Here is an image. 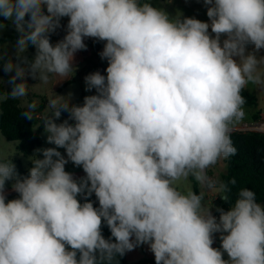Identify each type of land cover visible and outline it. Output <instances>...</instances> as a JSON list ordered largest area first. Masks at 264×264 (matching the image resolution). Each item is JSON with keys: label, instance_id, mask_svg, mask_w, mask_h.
Instances as JSON below:
<instances>
[{"label": "clouds", "instance_id": "9594fccd", "mask_svg": "<svg viewBox=\"0 0 264 264\" xmlns=\"http://www.w3.org/2000/svg\"><path fill=\"white\" fill-rule=\"evenodd\" d=\"M203 3L210 24L151 0H0V30L10 22L19 33L15 59L0 51L2 70L14 72L7 98L28 97V76L42 84L73 76L85 38L105 42L99 55L108 63L106 76H85L97 94L82 105L53 91L40 124L56 147L36 149L27 176L0 159V264H119L145 244L155 264H264L255 192L241 188L229 210L216 209L218 219L204 203L207 192L229 203L235 180L208 173L237 152L231 132L245 116L242 91L264 88V56L246 52L264 49V0ZM65 17L66 34L52 43ZM37 108L32 100L20 115L34 120ZM62 112L69 117L57 123ZM69 161L86 175L75 179ZM189 178L198 194L175 186ZM8 181L18 198L7 199ZM93 193L98 207L87 199Z\"/></svg>", "mask_w": 264, "mask_h": 264}, {"label": "rangeland", "instance_id": "374dc122", "mask_svg": "<svg viewBox=\"0 0 264 264\" xmlns=\"http://www.w3.org/2000/svg\"><path fill=\"white\" fill-rule=\"evenodd\" d=\"M152 4L156 7H163L171 16H176L179 14H182L183 17H194L196 19H199L201 21L208 22L209 18L207 16V6L203 3V0H169V2H166V0H151ZM3 18H0V21H2ZM68 18H62L61 20V27L57 29V31L51 35L52 43L53 40H61L63 36L66 34V26H67ZM211 31V29H209ZM19 33L16 32L14 26L8 22L7 26L0 30V51H3L5 54V60L8 58L15 59V44L16 40L18 39ZM90 40L84 41L87 45L86 50L78 51L75 54L74 59V66L76 67V71L73 76H71L69 79H66L60 83H57L58 78H51L47 84H42L38 82L37 80L32 79L31 76L27 77V82L29 85H33L30 89L29 95L24 100H19L20 106L25 108V105L32 101L36 100L38 101V106L44 102V99L49 101V98H51L54 93L53 91L58 95H67L69 93L72 94V103L77 105H82L83 100L85 96L90 95H96L97 92L95 89H92L91 91H86V84H85V76H87L90 73L99 71L102 75H107L106 68L108 66L107 60H102L101 57H96L93 49H92V42L94 41L96 44H98L99 48L104 46L103 41H98L93 38H89ZM221 39H224L222 37ZM246 52H255L256 56L262 57L264 56V49H260L259 51L255 50L254 45L249 44L246 46ZM35 55V48L34 46H29L27 51L23 54V56L27 57L28 60H31ZM83 55L86 56V59H83ZM97 59H100V65H98L99 61ZM13 73H6L2 70V64H0V79L3 80V84L0 85V104L2 101L7 99V92L10 91V85L7 83V81L10 79V76L13 75ZM57 83V84H56ZM246 89L254 94L258 99V106L256 108L253 107H247L244 105V112L245 116L242 120L239 122L234 123L233 130L239 131V129L246 127L247 125L256 122L261 121L264 119L263 117L259 118L258 120L254 121L252 119V116L254 114H257L258 112L264 113V88H261L258 85L249 84ZM49 111L48 109V103L41 112H38V114L35 117V122L33 123V129L34 131H40V141H41V147L42 148H48V147H56L54 144H49L46 141V133L44 132L43 124H40L42 122V116L47 114ZM39 116V118H38ZM69 113L68 112H62V115L59 120H57V123H61L64 120L68 119ZM69 123H74L73 121H69ZM19 141H9L6 138L2 137L0 138V159L7 160L11 159L12 162L17 167L22 168L23 170H27L28 167L31 164L30 158L33 155L25 156L22 154L21 150H19ZM64 157L67 159V155L65 152V149L58 148L57 149ZM65 170L72 173L74 178L79 180L80 178L84 177L86 174L84 173L82 167L75 166L71 161H69L65 165ZM226 171V165L224 162V159H221L217 162L215 166H213L209 170V175L218 178L221 180V175ZM21 177H25L24 175H20ZM197 185V191L199 192L201 190L200 185L192 178H189L187 180H181L176 183V187L179 191L183 193H187L189 191H195L194 185ZM211 194V195H210ZM5 195L7 199H15L18 198V193H16L12 189V181L6 182L5 185ZM215 192H207L205 196V205L207 207H213L211 209L212 214H218L216 211L217 208H220L222 206L221 198L216 197ZM78 200H80L81 203L85 202L83 201V198L85 196L81 195L77 197ZM96 198L95 194L93 193L90 197H87V199ZM86 199V198H85ZM261 205H264V203H260ZM217 234V233H216ZM214 248H220L221 241L220 237H217L214 234V243L212 245ZM142 247L144 249L142 250ZM148 256L153 257L154 254L150 251L149 246L147 244L141 245L140 247L135 248V250L128 252V261L134 260V258H139L140 256ZM224 258L227 259V254H224Z\"/></svg>", "mask_w": 264, "mask_h": 264}, {"label": "trees", "instance_id": "16d2710c", "mask_svg": "<svg viewBox=\"0 0 264 264\" xmlns=\"http://www.w3.org/2000/svg\"><path fill=\"white\" fill-rule=\"evenodd\" d=\"M1 18V17H0ZM52 41V39H51ZM93 46H97L92 43ZM31 47V45H30ZM97 55V54H96ZM100 55L96 57L99 58ZM246 99L245 106L256 108L258 106L257 97L249 92L246 88L242 91ZM46 101L42 102L36 112H42L45 108ZM25 108L20 106L19 100L10 98L5 99L0 104V138L1 136L9 141H19V150L25 156L33 155L35 150L41 147L40 131H34L33 123L36 121L22 118L20 113ZM261 118L260 113L254 114V121ZM231 140L236 147L235 155L224 159L226 171L221 175V181L230 182L233 179L235 184L229 183L231 188L229 203L221 198L222 206L225 211L229 210L230 205L234 203L236 194L241 188H249L256 194L258 203H264V134L256 132H231ZM42 158V156L40 157ZM17 167L19 175H28V170ZM195 192L197 185H194ZM98 207V206H96ZM220 215V213L218 212ZM102 234L107 239L111 237V232L106 224H102ZM119 264H128L127 253L123 257H117ZM133 264H155V258H142Z\"/></svg>", "mask_w": 264, "mask_h": 264}, {"label": "built area", "instance_id": "2783aa9c", "mask_svg": "<svg viewBox=\"0 0 264 264\" xmlns=\"http://www.w3.org/2000/svg\"><path fill=\"white\" fill-rule=\"evenodd\" d=\"M38 118H39V116H38ZM239 131H241V132H256V133L264 134V119H262L261 121L253 122V123L247 125L246 127L239 129ZM89 200H91L93 202L94 206H99L96 198H91ZM83 201H85V198H83ZM214 216H216L217 219L219 218V214H215ZM217 236L220 237V233H217Z\"/></svg>", "mask_w": 264, "mask_h": 264}, {"label": "crops", "instance_id": "0c3cea01", "mask_svg": "<svg viewBox=\"0 0 264 264\" xmlns=\"http://www.w3.org/2000/svg\"><path fill=\"white\" fill-rule=\"evenodd\" d=\"M52 39V38H51ZM85 40L86 41H88V40H90L89 38H85ZM59 41V40H58ZM53 42L54 43H56L57 42V40H53ZM92 43H94V44H96L94 41L92 42ZM97 46H93L92 45V49H93V51H94V53H95V55L97 54V55H99V53L103 50V47L104 46H102V47H100L99 48V46H98V44H96ZM96 55V56H97ZM83 57V59H86V56L85 55H83L82 56ZM98 58V57H97ZM97 61H99V63H98V65H100V59H97ZM47 103H48V100L46 99V104H45V107H46V105H47ZM45 109V108H44ZM44 111V110H43ZM260 113V115H261V117H263L264 118V113H262V112H259ZM41 115H42V112H41ZM211 195V194H210ZM216 236H217V234H215ZM218 237V236H217ZM144 249V247H142V250ZM142 258H153V257H148L147 255L146 256H140L139 258H134V260H132V261H128V252H127V262H128V264H133V263H135L136 261H138V260H140V259H142Z\"/></svg>", "mask_w": 264, "mask_h": 264}, {"label": "water", "instance_id": "95a60500", "mask_svg": "<svg viewBox=\"0 0 264 264\" xmlns=\"http://www.w3.org/2000/svg\"><path fill=\"white\" fill-rule=\"evenodd\" d=\"M208 23L210 24V21H208Z\"/></svg>", "mask_w": 264, "mask_h": 264}]
</instances>
